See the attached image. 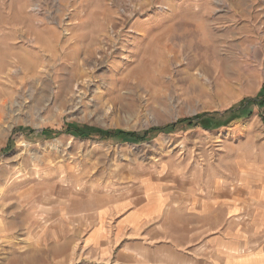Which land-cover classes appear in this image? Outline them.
Instances as JSON below:
<instances>
[{
  "label": "rangeland",
  "instance_id": "374dc122",
  "mask_svg": "<svg viewBox=\"0 0 264 264\" xmlns=\"http://www.w3.org/2000/svg\"><path fill=\"white\" fill-rule=\"evenodd\" d=\"M259 95L264 0H0V264L183 244L184 208L203 198L210 210L220 180H251L238 207L264 223ZM242 106L225 126H175ZM67 125L148 135L77 137Z\"/></svg>",
  "mask_w": 264,
  "mask_h": 264
},
{
  "label": "crops",
  "instance_id": "0c3cea01",
  "mask_svg": "<svg viewBox=\"0 0 264 264\" xmlns=\"http://www.w3.org/2000/svg\"><path fill=\"white\" fill-rule=\"evenodd\" d=\"M215 183L208 194L211 197L210 210L203 205V198L196 200L194 207L186 205L184 208L185 218L179 229L186 233L185 243L179 244L168 239L166 243L152 248L130 241L116 251L114 260L105 250L89 264H264V223L253 218L257 215V210L238 207L239 201L245 202L246 196L250 195V188L247 186L252 184L251 180L229 182L227 186H221L224 184L221 180ZM256 183L259 185L260 181ZM238 188L242 189L241 194L235 192ZM185 199L192 198L186 195ZM220 202L227 207L224 216L228 223L225 225L219 223ZM204 233L210 234L205 244L202 243ZM223 233L227 234L226 247L224 244L219 245ZM117 246L115 244L114 247ZM110 248L108 250L112 249ZM189 248H194L196 255L186 254L185 251ZM98 250L101 251V247ZM209 254L210 257L207 258Z\"/></svg>",
  "mask_w": 264,
  "mask_h": 264
},
{
  "label": "trees",
  "instance_id": "16d2710c",
  "mask_svg": "<svg viewBox=\"0 0 264 264\" xmlns=\"http://www.w3.org/2000/svg\"><path fill=\"white\" fill-rule=\"evenodd\" d=\"M259 100V101H258ZM258 105L263 108L264 107V95H259L257 98ZM246 107L242 106L238 108L236 111L227 110L222 115H218L217 113H205L201 115H197L193 118L189 119H183L175 123L176 125H186L187 127H202V128H208L213 129L215 127L225 126L228 121L235 119L237 117H242L243 114L246 111ZM218 120H222L221 123H218ZM174 128L173 125H169L163 128H152L151 132L156 133H165L172 130ZM62 133L72 134L77 137H85V136H92L97 135L99 138L103 140H113L116 138H124L129 137L138 141H145L147 133L144 134H137V133H126L121 131H104L100 129L90 128L87 126H73V125H67L65 129L62 130ZM44 135L46 136H52V133L49 131H44ZM55 136L58 134H54Z\"/></svg>",
  "mask_w": 264,
  "mask_h": 264
}]
</instances>
